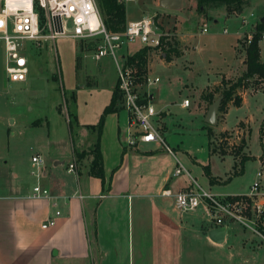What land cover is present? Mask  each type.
<instances>
[{
	"label": "rangeland",
	"instance_id": "obj_1",
	"mask_svg": "<svg viewBox=\"0 0 264 264\" xmlns=\"http://www.w3.org/2000/svg\"><path fill=\"white\" fill-rule=\"evenodd\" d=\"M196 2L183 0L178 10L161 7L157 0L129 3L127 18L128 15L129 19L155 16L165 35L162 45L150 50L149 78H158L150 85V89L157 92L153 102L155 108H165L171 113L167 121L171 127L166 131L168 143L180 149L186 160L184 164L205 189L224 202L240 205L246 219L261 233L232 220L227 223L228 237L236 231L255 245L263 243L264 248V240L258 236H264L263 216L253 215L248 208L249 199L241 197L250 194L259 171L263 173L259 199L264 197V81L256 87L258 90L248 91L242 106H232L225 120L211 126V134L202 108L205 103L207 113L211 104L204 98L208 86L217 84L224 75L237 77L244 73L247 34L254 32L264 16V0H246L241 12L230 16L226 15L224 4L200 10ZM2 4L3 0H0V7ZM204 27L207 31H202ZM174 38L175 44L169 47L167 41ZM260 42L264 56V39ZM141 46L140 42L130 43L118 50V54L121 56L126 51L132 54ZM180 50L182 53L177 56ZM94 51L95 45L68 36L58 38L55 43H43L28 54V78L13 82L7 78L5 44L0 39V157L16 161L25 178L34 180L30 174L34 170L32 155L39 152L46 161L49 152L61 153L78 144L81 133L75 121V104L78 105V118L85 117L84 120L90 122L98 119L102 99H110L118 77L117 66L111 55L98 60ZM167 53L175 57L173 62L164 61ZM220 96V93L216 94L214 101ZM185 99H189V107L182 106ZM123 110L125 108L120 111L122 120ZM38 118L40 121L35 124ZM240 121L246 123L241 130L238 129ZM158 124L165 136L168 126H164L161 119ZM224 130H229L227 136H223ZM50 138L55 144L49 148ZM221 138H224L223 147L229 153L221 154L219 149H214L220 146ZM245 141L247 145L243 147ZM234 149L250 156L242 171L239 165L235 167L236 156L231 153ZM210 175L220 181L210 184ZM187 212H194L200 219H213L203 206ZM260 254L264 257V249ZM218 256L224 257V250L218 251Z\"/></svg>",
	"mask_w": 264,
	"mask_h": 264
},
{
	"label": "crops",
	"instance_id": "obj_2",
	"mask_svg": "<svg viewBox=\"0 0 264 264\" xmlns=\"http://www.w3.org/2000/svg\"><path fill=\"white\" fill-rule=\"evenodd\" d=\"M226 15L230 16L227 8ZM260 47L264 61L261 42ZM174 58L165 57L164 61L173 62ZM149 65L148 62V77ZM243 65L246 70V50ZM239 76L224 75L208 89L219 85L224 77L235 80ZM117 81L118 77L113 90ZM140 87L143 93H155L156 99L157 92L150 85L145 82ZM251 89L258 90L249 87L241 92L243 103ZM112 94L113 91L110 99L105 97L100 102L101 113L96 121L79 119L75 104V121L81 133L78 144L61 153L48 150L49 159L41 157L43 163L39 166L31 159V166L38 170L37 174L30 172L34 180L25 178L16 161L0 157V264H264L260 254L263 243L255 245L236 231L228 237L227 225L223 226L224 242L217 243L210 232L221 226L211 219L196 217L194 212L179 210L173 197L161 194L164 188L176 192L198 180L184 164L179 148L172 147L173 152H168L157 142L130 146L127 141L135 128L130 125L127 111H122L123 120L121 109L106 115L100 136L105 181L91 174L94 155L80 157L76 153L94 149L96 125ZM232 106L235 105L230 104L227 113L217 114V123L225 120ZM92 108L95 112V104ZM202 108L205 120V103ZM158 111L157 119L167 127L171 113L165 108ZM37 121L40 118L34 123ZM241 122L245 128L246 123ZM170 129H165V137ZM51 144H55L52 138L49 148ZM34 155L42 156L39 152ZM72 162L76 163L75 172L68 171ZM179 162L187 171L174 175ZM36 185L49 190L50 196L34 197ZM52 217L55 223L44 227ZM258 236L264 240V236ZM221 249L224 257L218 256Z\"/></svg>",
	"mask_w": 264,
	"mask_h": 264
},
{
	"label": "built area",
	"instance_id": "obj_3",
	"mask_svg": "<svg viewBox=\"0 0 264 264\" xmlns=\"http://www.w3.org/2000/svg\"><path fill=\"white\" fill-rule=\"evenodd\" d=\"M141 1L118 0L125 6ZM246 21L244 18L243 23L246 24ZM202 31H207V27ZM63 36L93 43L94 55L98 60L105 55H111L115 60L122 105L128 112L130 125L135 128L127 141L128 144L135 146L139 142H157L166 151L173 152L158 124L159 111L153 104L155 93L147 92L144 95L141 92L136 65L128 62V57L133 53L129 54L126 51L121 56L118 54V50L129 46L130 43L140 42L142 47L149 48L162 45L165 35L158 27L155 16L128 20L123 31L114 32L106 26L98 0H3L0 7V39L5 44L7 78L13 82L25 81L29 74L28 54L32 51L31 48L39 49L46 42L55 43ZM247 37V42L250 43L253 33L247 34ZM157 81L158 78L151 80L148 77L146 83L151 85ZM189 104V99H185L183 105ZM32 161L36 166L43 163L40 155H34ZM37 171L34 170L33 174H37ZM68 171H76L75 162L69 164ZM186 171L185 166L179 162L174 175ZM262 176L263 173L259 171L250 194L244 198L249 199L248 208L256 217L264 215V202L259 199ZM34 192V197L50 196L49 190L40 185L34 187ZM161 194L173 197L176 207L182 211H193L203 206L218 226H225L232 220H237L245 227L260 233L257 227L246 219L240 205L233 206L230 202L222 201L196 180H193L192 185L176 192L171 188H164ZM56 213L59 215L60 211ZM54 223L55 219L52 217L43 226L47 227Z\"/></svg>",
	"mask_w": 264,
	"mask_h": 264
},
{
	"label": "trees",
	"instance_id": "obj_4",
	"mask_svg": "<svg viewBox=\"0 0 264 264\" xmlns=\"http://www.w3.org/2000/svg\"><path fill=\"white\" fill-rule=\"evenodd\" d=\"M224 4L227 8V12L229 15L233 13H237L242 10L243 5L246 3V0H197V6L201 10L207 9L215 4ZM98 4L104 19V22L109 30L111 31H123L125 29V26L128 22L127 18V8L124 4H121L118 2V0H98ZM264 33V23L259 22L255 30L253 32V38L250 43H247L245 46L246 50V70L245 72L239 76L237 79H227L223 78L221 83L219 85L214 86L213 88L207 89L206 92H204V98L210 100V103H212L215 99V95L220 93L222 95V101L219 108L220 113H227L228 108L230 104H233L235 106H241L243 103V92L245 89H248L249 87L256 88L260 83L264 81V61L261 58V47H260V41L263 38ZM177 39V38H176ZM168 46L173 47V44H175V38L173 40H168ZM94 45L93 43H90ZM34 50L35 48H31ZM152 48L149 47H142L138 51L134 52L132 55L128 57L129 63H134L137 68V76L138 81L141 84H144L147 81L148 78V62H149V55L150 50ZM172 49V48H170ZM177 52V51H176ZM180 52H177L176 55H179ZM167 60H171L172 56H170L169 53H167L166 56ZM80 56L77 57V65L79 66ZM257 89V88H256ZM146 93H144L145 95ZM122 95L120 93L119 88V82L117 81V84L113 90V94L111 97L110 103L105 107L101 117L100 121L96 125L98 127V139L95 143L94 149H92L90 152L83 151L81 153H76L78 156L82 157L88 153H92L94 155V160L91 165L90 172L92 175H95L97 177H100L102 181H105V175H104V167H103V158L100 151V136L101 131L103 128L105 117L108 113L116 112L119 109L123 108L122 105ZM209 128V134H211L212 127L211 125L207 126ZM243 122L239 124L238 129H243ZM229 134V131H225L223 133V136H227ZM224 138H221L220 146L218 148H214L215 150L219 149V152L221 154L229 153V151L223 147ZM246 141L242 144L243 147H245ZM236 158V164L235 167H239L240 170H243L244 163L249 159L250 156L248 155H242L238 150L232 151ZM239 165V166H238ZM238 171V170H236ZM207 174H209L208 168H206ZM211 182H216L217 179L213 176H209ZM246 195H242L241 197L245 198ZM227 197H235L239 198L240 196H227ZM263 222H264V215H263ZM264 230V227H262Z\"/></svg>",
	"mask_w": 264,
	"mask_h": 264
},
{
	"label": "water",
	"instance_id": "obj_5",
	"mask_svg": "<svg viewBox=\"0 0 264 264\" xmlns=\"http://www.w3.org/2000/svg\"><path fill=\"white\" fill-rule=\"evenodd\" d=\"M158 3L161 7L178 10L183 5V0H158ZM261 22L264 23V16L261 18ZM222 96L218 97L213 103L210 104L205 121L209 125H215L218 121L217 114L221 105ZM210 237L217 243L224 242L225 239V228L223 226L214 228L210 232Z\"/></svg>",
	"mask_w": 264,
	"mask_h": 264
}]
</instances>
